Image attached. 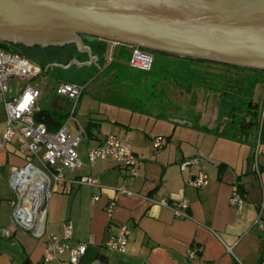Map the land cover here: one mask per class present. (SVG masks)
Returning a JSON list of instances; mask_svg holds the SVG:
<instances>
[{
	"label": "crops",
	"instance_id": "1",
	"mask_svg": "<svg viewBox=\"0 0 264 264\" xmlns=\"http://www.w3.org/2000/svg\"><path fill=\"white\" fill-rule=\"evenodd\" d=\"M82 39L91 53L78 50L86 54L85 59L76 56L65 62L61 59L59 65L74 67L80 74L92 67H106V70L112 66L115 55L113 49V60L109 61L111 42ZM48 67L42 68V73ZM38 77L34 79L41 92L37 105L50 113L53 120L50 124L37 122L56 130L66 120L71 99L58 95L56 85L52 87L57 95L55 99L41 106L44 91ZM258 86L257 83L253 88L252 106L248 110H239L240 105L228 101L234 100L228 96L245 103L244 100L223 91L218 93V96L227 95L223 111L201 110L197 97L186 113L156 120L142 112L90 98L82 112L78 111L76 116L74 113V120L68 123L72 136L79 128L83 129L79 151L113 134L140 158L138 175L131 176L128 169L112 159L98 160L93 166L74 172L66 171L67 181L48 199L37 230L18 227L11 220L14 193L8 185L10 170L25 165L31 157L16 142L6 144L0 150V264H74L68 250L54 261L43 260L48 236L61 238L69 247L85 244L86 250L77 264H264V208H260L264 202V174L261 177L255 174V164L264 167V143L260 138L256 149L252 138L257 136L253 128L246 134L232 131L234 136L226 130L234 124L236 115L248 121L255 105L256 116L261 115V102L256 98ZM213 96L210 93L201 100L210 104ZM4 120L0 97V134ZM249 134H253L251 140ZM154 137L162 139L159 148L153 146ZM187 157H197L199 163L181 170L180 163ZM32 162L38 164L35 160ZM199 171L206 175L207 183L195 187L189 179ZM85 174L94 175L103 187L71 182ZM116 185L126 186L135 195L115 193L111 186ZM235 188L243 196L240 208L229 204ZM96 195L98 200L93 199ZM182 198L189 201L186 218L174 216L170 209L158 203L160 199ZM110 199L116 202L111 215L106 212ZM67 222L71 223L72 232L70 238L64 239L63 226ZM122 223L130 228L125 249L108 250L105 241ZM4 229L8 234L2 231ZM192 247L198 248V253L194 259H189L187 252Z\"/></svg>",
	"mask_w": 264,
	"mask_h": 264
},
{
	"label": "water",
	"instance_id": "2",
	"mask_svg": "<svg viewBox=\"0 0 264 264\" xmlns=\"http://www.w3.org/2000/svg\"><path fill=\"white\" fill-rule=\"evenodd\" d=\"M83 36L264 71V0H0L3 42L90 54ZM34 118L53 120L42 109Z\"/></svg>",
	"mask_w": 264,
	"mask_h": 264
},
{
	"label": "built area",
	"instance_id": "3",
	"mask_svg": "<svg viewBox=\"0 0 264 264\" xmlns=\"http://www.w3.org/2000/svg\"><path fill=\"white\" fill-rule=\"evenodd\" d=\"M112 52L109 61L113 60V49L117 42H111ZM7 42L0 40V97L5 110L4 129L0 134V150L8 143L16 142L25 149L31 157L25 165L12 167L9 174L8 185L14 193L11 202V220L21 228L37 230L40 226V218L46 209V203L56 188L64 184L66 171L74 172L85 166H93L98 160L112 159L128 169L131 176H137V166L140 158L117 136L107 135L99 144L86 147L79 151V145L83 135V129L79 128L77 134L72 136L68 123L74 120L76 103L82 94L83 86L73 83H60L55 87L58 95L66 96L72 100L69 114L56 130H50L46 125L35 120L34 114L40 110L38 99L40 89L34 83V79L42 73V67L30 58L14 52L4 46ZM154 64L151 52L139 47L130 46V57L127 66L131 69L150 71ZM26 98L27 103L25 104ZM21 105H25L21 107ZM264 116V113H261ZM260 134L256 137V149L260 143ZM162 145L160 137H154L153 146L159 148ZM35 160L38 164L32 162ZM197 157H187L180 163V169L197 165ZM255 174L261 177L264 167L255 164ZM75 185L90 187H103L92 174L81 175L71 180ZM189 183L195 187L204 186L207 183L206 175L199 171L196 176L189 179ZM111 189L119 195H135V192L124 185L111 186ZM98 200L99 196H93ZM243 196L238 188H235L229 198V204L240 208ZM158 203L170 209L174 216L186 218L189 216V201L182 198L176 201L160 199ZM116 202L110 199L106 205V212L111 215ZM264 208V202L260 204ZM8 234L6 229L2 230ZM72 226L67 222L63 226V238L71 237ZM130 228L126 223L118 226L117 231L104 243L111 251H123L125 249ZM65 250H68L70 260L78 263L79 257L86 250L85 244L69 247L56 236L46 238V253L43 260L51 262ZM198 248L192 247L187 252L189 259H194Z\"/></svg>",
	"mask_w": 264,
	"mask_h": 264
},
{
	"label": "rangeland",
	"instance_id": "4",
	"mask_svg": "<svg viewBox=\"0 0 264 264\" xmlns=\"http://www.w3.org/2000/svg\"><path fill=\"white\" fill-rule=\"evenodd\" d=\"M91 40L94 41V38H85V41L89 42ZM65 45V50H63L64 45L59 46L60 48H54L53 46L22 47L7 43L6 46L8 49L30 58L40 66H49L46 72L40 74L37 78L39 86L44 91L41 106L47 105L48 102L51 103L55 99L56 94L53 89L54 86L60 83H73L83 86L82 94L76 103L75 116L78 115V111L82 112L83 106L88 105L87 101L90 98H93L96 102L102 100L112 105L116 104L123 109L142 112L151 116L154 120L169 118L171 115L175 117V113H186L188 108L195 104L196 101L194 100L197 97L200 99L201 110L209 112L213 109H221L223 111L225 110L224 102L227 95L223 94L222 97L221 95L218 96V93L224 91L237 94L234 83L249 88L252 79L250 77L252 72L248 70L212 62L167 57L156 52H151L154 57L151 71L131 69L127 66L130 57V46L123 44L114 47L115 61L112 66L110 65L106 70H104L106 67L104 69L92 67L80 74L74 67L50 66L59 64L61 59H63V62L69 59L72 60L75 56L78 59H85L86 54L79 53L76 45V50L70 44ZM261 77L264 80V72ZM258 84L256 98L259 103L261 102L260 112L262 113L264 111V81ZM237 86L236 88H238ZM210 93H213L214 100L210 104H206L201 99H206V95ZM228 98L234 99L228 100L234 102V105L242 104L241 101L236 100L235 96H228ZM71 104L67 111L68 114ZM238 117L239 115H236L234 119L236 120ZM213 123L211 119L210 124ZM206 125L209 124L206 123ZM226 130L230 136H234L231 125ZM259 130H261V141L264 143V116L262 117L260 114L257 116L256 126L253 128L256 136H258ZM252 137L253 134L248 135L249 140ZM252 139L255 142L257 140L256 138Z\"/></svg>",
	"mask_w": 264,
	"mask_h": 264
},
{
	"label": "trees",
	"instance_id": "5",
	"mask_svg": "<svg viewBox=\"0 0 264 264\" xmlns=\"http://www.w3.org/2000/svg\"><path fill=\"white\" fill-rule=\"evenodd\" d=\"M86 37L87 36H83L84 39ZM94 40H96V38H94ZM17 45L22 46V47H28V46H25L23 44H17ZM70 45L75 48V44L74 43H70ZM4 46L7 48L6 44H4ZM35 46H37V45H35ZM53 47L54 48H60L59 46H53ZM65 48H66V45H64V49L63 50H65ZM75 50H76V48H75ZM145 51H148V50H145ZM148 52H150V51H148ZM163 55H166L167 57H175V56H171V55H167V54H163ZM175 58H178V57H175ZM183 60H190V59H183ZM195 61L205 62V61H200V60H195ZM41 66H42V68L45 67L44 65H41ZM238 69L248 70V71L252 72V75L250 76L252 79H251V82L249 83V88L248 87L247 88L243 87V88H240L241 90H238L236 88L238 83L237 84L234 83V85H236L234 89L237 90L236 91L237 94L236 93L235 94L237 95V97H239L240 99L245 101V103L242 102L243 104H240L238 109L239 110H241V109H245V110L247 109L248 110L252 106V102L250 101V98H251L250 96H251V93L253 91L254 86L257 83H261L262 81H264L262 79V77H261L264 71L251 70V69H245V68H238ZM237 87H239V85ZM243 105H244V107H242ZM256 109H257L256 105L253 106V111H250V119L248 121H245L244 118L243 119L234 120V124L231 125V128L235 131L234 134L237 133V132H242V131L246 134L248 129L254 128L256 126V118H257V116H256L257 110Z\"/></svg>",
	"mask_w": 264,
	"mask_h": 264
},
{
	"label": "flooded vegetation",
	"instance_id": "6",
	"mask_svg": "<svg viewBox=\"0 0 264 264\" xmlns=\"http://www.w3.org/2000/svg\"><path fill=\"white\" fill-rule=\"evenodd\" d=\"M9 44H11V43H9ZM232 67V66H231ZM236 68V67H235ZM240 88H243L241 85L237 88L238 90H241Z\"/></svg>",
	"mask_w": 264,
	"mask_h": 264
},
{
	"label": "snow or ice",
	"instance_id": "7",
	"mask_svg": "<svg viewBox=\"0 0 264 264\" xmlns=\"http://www.w3.org/2000/svg\"><path fill=\"white\" fill-rule=\"evenodd\" d=\"M29 98H26V100H25V104L27 103V100H28ZM25 105H21V107H24Z\"/></svg>",
	"mask_w": 264,
	"mask_h": 264
}]
</instances>
